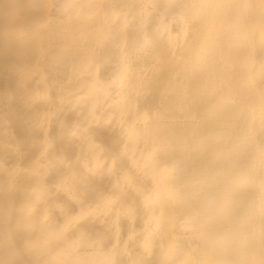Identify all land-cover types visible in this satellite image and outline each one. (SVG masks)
<instances>
[{
    "label": "bare ground",
    "instance_id": "1",
    "mask_svg": "<svg viewBox=\"0 0 264 264\" xmlns=\"http://www.w3.org/2000/svg\"><path fill=\"white\" fill-rule=\"evenodd\" d=\"M0 264H264V0H0Z\"/></svg>",
    "mask_w": 264,
    "mask_h": 264
}]
</instances>
